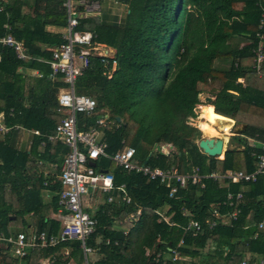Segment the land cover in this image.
<instances>
[{"label":"trees","instance_id":"obj_1","mask_svg":"<svg viewBox=\"0 0 264 264\" xmlns=\"http://www.w3.org/2000/svg\"><path fill=\"white\" fill-rule=\"evenodd\" d=\"M61 2L32 0V15H24L21 1H0V37L7 33L2 27L7 23L13 38L22 41L30 57L48 59L49 50L63 42L59 34L46 31L49 26L65 25ZM118 2L126 11L121 24L106 25L95 17H81L76 28L91 32L95 42L114 52L112 59L104 61L88 58L87 67L74 82L77 94L91 97L97 109H105L109 115L111 122L102 129L100 138L105 154L131 147L135 156L140 155L138 160L148 166L175 167L180 174L191 168L201 175L252 173L255 157L261 154L264 143V76L252 68L251 54L257 43L255 32L264 0ZM78 11L82 12V8ZM233 39L245 44L232 45ZM111 60L115 62L112 72ZM217 61L227 62V68H216ZM18 67L43 71L44 77L38 80L41 83L28 89L26 78L15 71ZM261 71L264 72V62ZM47 73V67L31 60L20 62L9 49L0 46V112L7 115L11 111L4 124L39 132L28 153L11 145L13 130L0 141V233L4 235L11 233L9 228L15 223L21 226L24 215L37 214L41 191L53 195L52 210L58 209L59 184L54 180L56 176L52 182L43 176L44 165L56 158L57 175L67 150L55 141L47 142L45 136L60 120L55 113V96L57 88L65 84L59 79H46ZM200 94L213 97V114L245 126L241 135L228 139L231 147L220 160L205 156L196 147L201 129L204 134L212 130L209 117L202 116L204 122L198 118L201 129L196 114L194 118ZM193 118V125L200 132L188 124ZM76 119L77 129L86 130L93 126L95 117L78 114ZM43 141V151L37 152ZM141 144L149 149L140 151ZM160 145H169L174 151L166 156L153 151ZM94 164L95 169L111 174L115 187L124 186L129 203H106L107 196L103 195L102 204L91 214L97 226L87 245L97 251L96 259L89 264H156V254L161 259L169 256L167 248L188 260L175 264H234L245 255L264 263V232L256 234V225L264 220V174L244 184H218L205 179L203 189L189 187L195 197H187L186 190L179 189L169 199L168 188L157 182L126 172L105 158ZM227 192H241L239 214L230 225L219 223L208 229L204 222L211 220L212 207H217L220 215L230 212L221 204ZM162 208L171 225L159 219L157 212ZM137 210L138 215L127 221L128 215ZM183 211L188 215H183ZM190 219L198 222V231L184 232ZM115 221L120 225L116 227ZM57 230L54 220L40 218L36 226L37 232ZM208 245L212 248L204 251ZM77 247L78 243L73 242L36 248L24 264H39L45 259V264H67L64 249L69 248L70 258L76 259ZM0 264H16V260L0 255Z\"/></svg>","mask_w":264,"mask_h":264},{"label":"built area","instance_id":"obj_2","mask_svg":"<svg viewBox=\"0 0 264 264\" xmlns=\"http://www.w3.org/2000/svg\"><path fill=\"white\" fill-rule=\"evenodd\" d=\"M61 7L65 13V25L60 38L63 41L56 47L51 48L48 59H35L27 55L22 41L16 40L10 33V27L3 25L7 32L0 37V46L9 49L15 59L19 61L37 60L48 68L46 79L50 81H59L65 84L56 96L55 113L60 116V120L55 125L51 134L45 136L46 141H57L62 144L67 152L64 155L56 175V181L59 184L58 191V209L54 219L58 223L56 232L47 233L45 231H31L28 233L17 232L4 235L0 233V255L16 261H26L29 253L36 248H55L63 244L78 243L77 250L79 256L76 259L70 258L69 248L64 249L63 257L68 258L73 264H89L90 255L96 253L97 249L87 245V240L92 235L97 226V221L87 211L86 202L92 205L94 195H106V203H129V197L124 191V186L115 187L113 178L107 171L95 169L89 163H95L100 158H105L114 163L126 172H131L144 177L147 181H154L168 188L167 197H175L179 189L187 191L189 187L197 189L204 188V180L211 179L214 182H224L227 184H244L254 182L259 174H264V143L261 144V154L255 157L254 171L244 174L240 171H225L223 174L210 173L201 175L196 168H192L188 173L180 174L175 167L160 168L150 167L145 161H134L135 150L131 147H124L111 155L104 152L105 144L101 141V131L111 121L105 109H97L94 99L84 94H77L74 91V82L83 70L87 67L88 58L97 57L102 61L112 59L113 53L106 46L93 40L94 36L88 31H78V19L85 17L87 12L93 10V5L97 0H61ZM115 0L114 4H118ZM122 5V4H121ZM82 8V12L78 11ZM125 9V6H124ZM1 11V8H0ZM255 38L257 43L251 50L253 55L252 68L258 75L264 76L261 71L264 62V11L260 14V19L256 28ZM112 72L115 62L111 60ZM106 62H104V67ZM263 73V74H261ZM36 77L42 79L44 74L36 72ZM110 73L108 74V76ZM238 82L240 80H237ZM241 82V81H240ZM85 117H95L93 126L86 130L77 129V115ZM11 117V111L6 114L0 113V135L7 134L10 130H22L19 125L6 126L5 117ZM222 128H216L217 135L226 137L224 123ZM228 129L227 137L237 136L230 135ZM38 136L37 131L31 132ZM100 136V137H99ZM239 136V135H238ZM252 141V140H249ZM164 154L172 152L169 145H164ZM145 162V164H144ZM242 194L227 192L222 206L230 209L226 215H220L217 207H212L209 212L211 220L204 223L208 229L215 227L217 224L230 225L235 221L239 214L238 206L241 204ZM137 210L134 215L129 214L127 221L137 216ZM159 219L167 223L163 213L157 212ZM183 215H188L183 211ZM158 220V221H160ZM117 226L120 223L117 221ZM168 224V223H167ZM171 225V224H168ZM198 222L190 219L183 228L184 232L198 231ZM126 230H123L125 234ZM264 232V220L256 225V234ZM256 235H254L255 237ZM108 244V241H105ZM181 245V241L178 246ZM169 256L160 258L156 254L153 261L156 264H175L179 261H185L181 258L176 250L167 248ZM45 262H48L46 260ZM43 262V263H45ZM234 264H264L261 260H251L250 257L241 258Z\"/></svg>","mask_w":264,"mask_h":264},{"label":"crops","instance_id":"obj_3","mask_svg":"<svg viewBox=\"0 0 264 264\" xmlns=\"http://www.w3.org/2000/svg\"><path fill=\"white\" fill-rule=\"evenodd\" d=\"M0 1H5V0H0ZM19 1L22 2L21 12H22V14H24L23 13V9L25 8V4H26L27 0H19ZM97 1H99V2H97ZM97 1H96L97 4L96 5L95 4L93 5V10L90 11V12H87L85 17H95L97 15L99 17V22L101 24H106V25H108V24L109 25H119V24H121V22L123 21V18H124V14L126 12L124 10V5H121V3H118V4L115 5L113 2H111L109 0H97ZM28 3L32 4V0H29ZM31 6H33V5H31ZM1 10H2V8H1ZM24 15H27V14H24ZM31 15H32V13H31ZM5 24H7V23H5ZM63 27L62 28H55V27H50L49 26V27L46 28V31L47 32H51V33H57V34L60 35L62 33ZM37 45L42 46L39 43ZM108 49L113 52L112 49H110V48H108ZM35 59H39V58H35ZM40 59H43V58H40ZM31 61L47 67L45 64L40 63L37 60H31ZM20 62H25V61H20ZM15 71H16V73H18L20 75V77L22 79L23 78L24 79L26 78L25 79V85L28 87V89L29 88L30 89H33V87H36L37 84H40L41 83V82L40 83L38 82L39 79L35 75L36 72L44 73L43 71H39L38 69L31 70V69H28V68H25V67H18V68H16ZM52 82H57V81H52ZM60 89L61 88H57V90H56V96H57V94H58V92H59ZM229 93L235 94L234 92H229ZM200 95H202L203 97L204 96H206V97L207 96H210V95H207V94H200ZM210 97L212 98V96H210ZM203 100L205 101V99H203ZM206 103L207 102H205V105H206ZM209 106H210L211 110L213 111V107L211 105H209ZM200 107L198 109H200ZM212 111L209 114V116L211 117V123L208 122V124L211 126L212 130H209L207 133L204 134L203 129H201V127H200V122L199 121L197 123V126L202 130V135H203L202 137H206V138H220L222 140V150H221L222 153H221L220 156L215 157L216 159H219L220 160L223 157V153L229 148V143H228L229 137L228 138L227 137H220V136L217 135V130H215V131L213 130V127H214V129H216L222 123L219 122L217 124L218 126L217 125H215V126L212 125V119H213V117H220V116H218L216 114H213ZM0 113H3V112H0ZM197 117H198V115H197ZM199 117L201 118V121H202V115L200 113H199ZM197 119H196V121H197ZM224 119H226V118H224ZM226 120L231 121L229 119H226ZM231 122L233 124L232 125V131H233L234 124H236V123L233 122V121H231ZM15 125H17V124H15ZM194 128L197 129L196 127H194ZM244 128H245V126H244ZM32 131H36V130H27V131L26 130H23V131L22 130H16V131H13V133L11 135V141H10L11 145L13 146V148H15L19 152H26V153H28L30 151V149H31L32 140H33V138L35 136V135H33L31 133ZM7 134L0 135V141H2ZM200 134H201V132H200ZM230 135H231V132H230ZM51 142H54V141H51ZM55 142H57V141H55ZM57 143L60 144L59 142H57ZM60 145H62V144H60ZM43 147H44V141L40 143L39 147L37 148V152H40L41 153L43 151ZM160 151H161V153L164 156H166L163 153L164 152V147L160 146ZM66 152H65V154H66ZM63 156H64V154H63ZM148 157H149V155H148ZM56 161H57V159L55 158V159L52 160V163L47 162L44 165V173H43V176L45 178H47L48 181L50 180L49 182H52L53 176L54 177L56 176V174H55L56 173V168H57V163H55ZM54 180H56V177H55ZM46 183H47V181H46ZM216 183L223 184V182H216ZM186 192L188 194L187 197H195V194L196 193L194 191L192 192L189 188L187 189ZM101 196L103 197V194ZM52 197H53V195H51V193H49L47 191H41L40 192V197H39L40 198L41 205L38 208L39 211L37 212V214L34 215V216L32 214H26V215L23 216V224H22L23 226L21 225L20 228H22L24 231L17 230V231L14 232V228H13L14 226H12V227L9 228L10 232L11 233H17V232L28 233V232H31V231H36V226H37V223H38V221H39L40 218H43L44 221H46V220H54L56 222V220L54 219V216L56 215L57 211L55 212V211L52 210V203H51ZM97 203H98L97 201H94V203L92 205L94 211L100 205V203L99 204H97ZM101 204H102V202H101ZM94 211H92V214L94 213ZM164 211H165V208H162L160 212L161 213H164ZM116 222L117 221H115V223ZM115 226L117 227V224H115ZM114 229H116V228L114 227ZM247 257H250V256L247 255ZM95 259H96L95 253L91 254L90 261H93ZM46 260H48V259H45V260L40 261L39 264H45L46 263L45 262ZM256 260H258V259H256ZM43 262H45V263H43ZM24 263H25V261H16V264H24Z\"/></svg>","mask_w":264,"mask_h":264},{"label":"rangeland","instance_id":"obj_4","mask_svg":"<svg viewBox=\"0 0 264 264\" xmlns=\"http://www.w3.org/2000/svg\"><path fill=\"white\" fill-rule=\"evenodd\" d=\"M109 1H111V2H115V0H109ZM116 1H118V0H116ZM29 2V0H27V2H26V4H25V8L23 9V13L24 14H27V15H31V13H33V6H31L32 4H30V3H28ZM97 2H99V1H97ZM117 3H119V2H117ZM116 5V4H115ZM125 10V9H124ZM96 18H97V20L99 21V17L96 15L95 16ZM231 43H232V45H236V46H238V47H240V46H242V45H244L245 44V42L243 41V40H239V39H233L232 41H231ZM110 53H114V52H110ZM227 66H228V63L227 62H225V61H217L216 63H215V67L216 68H220V69H225V68H227ZM200 97V98H199ZM199 97H198V104L194 107V118H195V114L196 115H198V117L197 118H199V113H200V111H199V107L200 106H203V105H205V102L206 101H204L203 99H205L206 98V96H202V95H199ZM213 98V97H212ZM206 105H211V103H206ZM206 117H209L210 118V120H211V117L209 116V115H206ZM194 118L193 119H191V120H188V124H190L192 127L194 126L193 124H194ZM196 118V119H197ZM198 119H197V123H198ZM241 127H242V125H237V124H234V128H233V131L231 132V134H235L236 133V131L238 130V129H241ZM194 128V127H193ZM213 130L215 131L216 129H214V127H213ZM239 135H241V134H239ZM202 133L200 134V138H202ZM238 136V135H237ZM227 137V136H226ZM199 138V139H200ZM228 138V137H227ZM197 142V141H196ZM226 142V141H225ZM251 143V142H250ZM160 146H164V145H160ZM230 147H231V144L229 145ZM233 146V145H232ZM141 148H140V151H146V150H148L149 148L148 147H146L145 145H142L141 144V146H140ZM261 147V146H260ZM172 148V147H171ZM153 151H154V149H153ZM153 151H151V152H153ZM174 150L172 149V152H173ZM164 153V152H163ZM141 157H140V155H136L135 156V158L133 159L134 161H139L138 159H140ZM94 201H97L98 203L97 204H101V202H102V196L100 195V194H96V195H94ZM96 204V205H97ZM93 205V204H92ZM92 205L89 203V201H87L86 202V208H87V210H88V212L90 213V214H92V211H94L93 210V207H92ZM14 232L15 231H17V230H19V231H24L22 228H20V226H19V223H15L14 224ZM20 228V229H19ZM212 248V246L211 245H208L205 249H204V251H206V250H208V249H211ZM91 256V255H90ZM166 256H168V255H166ZM243 257H247V255H245V256H243ZM186 262H188V260L186 259L185 260ZM185 262V263H186ZM68 264H73L72 262H68Z\"/></svg>","mask_w":264,"mask_h":264},{"label":"water","instance_id":"obj_5","mask_svg":"<svg viewBox=\"0 0 264 264\" xmlns=\"http://www.w3.org/2000/svg\"><path fill=\"white\" fill-rule=\"evenodd\" d=\"M207 103H211L213 99L210 96L205 98ZM118 120V119H117ZM197 149L207 157L215 158L221 155L222 150V140L220 138H206L202 137L196 142ZM155 152L163 155L160 151V146H155ZM145 164V162H144ZM91 167H94V163H89ZM106 172V171H103Z\"/></svg>","mask_w":264,"mask_h":264},{"label":"bare ground","instance_id":"obj_6","mask_svg":"<svg viewBox=\"0 0 264 264\" xmlns=\"http://www.w3.org/2000/svg\"><path fill=\"white\" fill-rule=\"evenodd\" d=\"M199 111H200V114L202 115V116H206V115H209L210 113H211V108H210V106L209 105H203V106H201L200 107V109H199ZM205 121V119L204 118H202V122H204ZM219 122H221V123H224V127H225V131H226V135L228 134V129H231L230 130V132H232V122L231 121H228V120H226V119H224V118H222V117H213V119H212V125L213 126H215V125H217ZM218 126V125H217ZM216 126V127H217ZM218 128H222V125H219L218 126ZM234 128V127H233ZM243 130H244V126L242 125V127H241V129H238L237 131H236V133H235V135H239V134H241L242 132H243ZM234 132V131H233ZM234 135V134H233ZM220 156V155H219Z\"/></svg>","mask_w":264,"mask_h":264}]
</instances>
